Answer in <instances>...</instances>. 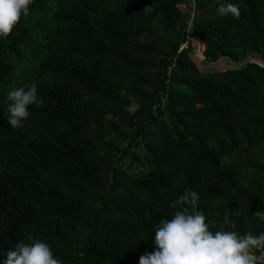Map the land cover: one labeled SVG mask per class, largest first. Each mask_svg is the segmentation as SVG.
I'll use <instances>...</instances> for the list:
<instances>
[{"label":"trees","instance_id":"trees-1","mask_svg":"<svg viewBox=\"0 0 264 264\" xmlns=\"http://www.w3.org/2000/svg\"><path fill=\"white\" fill-rule=\"evenodd\" d=\"M222 2L33 0L0 39V254L33 236L63 264H138L189 188L212 230L264 228V66L180 49L264 62V0ZM33 83L45 105L12 128L5 93Z\"/></svg>","mask_w":264,"mask_h":264},{"label":"clouds","instance_id":"clouds-1","mask_svg":"<svg viewBox=\"0 0 264 264\" xmlns=\"http://www.w3.org/2000/svg\"><path fill=\"white\" fill-rule=\"evenodd\" d=\"M32 4L33 0H0V39L12 32ZM218 13L238 19V0H224L218 6ZM5 99L8 101L6 123L12 128H23L30 116V105H45L34 83L9 88ZM199 200L198 192L186 189L175 201L179 207L154 220L149 229L153 249L141 254L138 264H264V228L243 233L224 227L212 230ZM255 216L264 222V210L258 209ZM0 264H63V260L48 242L28 236L27 240L20 239L13 247L3 250Z\"/></svg>","mask_w":264,"mask_h":264},{"label":"rangeland","instance_id":"rangeland-1","mask_svg":"<svg viewBox=\"0 0 264 264\" xmlns=\"http://www.w3.org/2000/svg\"><path fill=\"white\" fill-rule=\"evenodd\" d=\"M178 6L184 12L190 10L189 1L180 2L178 4ZM187 40H189V42H187ZM187 40L180 45V49L186 48L188 45H191V51L188 53V59H190L191 64L196 69H198L200 71H206V70H209V69H214V70H217V71H224L226 69L240 67L247 60L255 61V62H257V63H259V64L264 66V62H262L259 58L254 59V58H251V57H247L246 59L240 61L239 63H234V62H231L230 59H228V58H222L221 57V58L217 59L215 62H210L208 64H203L202 60L204 58V55H203L202 52H203V49L205 48L204 47V43L202 41L198 40L197 38H189ZM148 77H150V74H149Z\"/></svg>","mask_w":264,"mask_h":264},{"label":"built area","instance_id":"built-area-1","mask_svg":"<svg viewBox=\"0 0 264 264\" xmlns=\"http://www.w3.org/2000/svg\"><path fill=\"white\" fill-rule=\"evenodd\" d=\"M188 41H189V40H188ZM188 41H187V42H188ZM203 50H204V49H203ZM202 53H203V52H202ZM260 62H261V61H260ZM258 64H259V63H258Z\"/></svg>","mask_w":264,"mask_h":264}]
</instances>
